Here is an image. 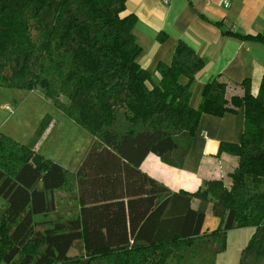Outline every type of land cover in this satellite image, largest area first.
<instances>
[{
  "label": "trees",
  "instance_id": "1",
  "mask_svg": "<svg viewBox=\"0 0 264 264\" xmlns=\"http://www.w3.org/2000/svg\"><path fill=\"white\" fill-rule=\"evenodd\" d=\"M125 3L0 0V87L39 91L94 138L68 174L34 150L48 116L28 145L0 133V264H215L227 231L244 226L255 229L239 264H264V73L256 95L248 79L215 77L192 108L204 60L178 42L154 78L138 62ZM240 109V141L218 148L236 159L228 184L171 193L139 168L150 154L183 158L202 115ZM61 203L74 215L63 218ZM206 212L219 218L209 231Z\"/></svg>",
  "mask_w": 264,
  "mask_h": 264
},
{
  "label": "crops",
  "instance_id": "2",
  "mask_svg": "<svg viewBox=\"0 0 264 264\" xmlns=\"http://www.w3.org/2000/svg\"><path fill=\"white\" fill-rule=\"evenodd\" d=\"M121 15L135 17L133 34L142 49L138 62L154 78L157 77V63L169 64L178 42L185 43L204 60V67L190 85L192 108H198L205 84L215 77L235 84L248 79L251 93L257 94L264 73V45L243 38L264 36V0H230L228 9L223 8L220 0H211L209 4L203 0H171L168 4L160 0H126ZM227 31L233 36L225 35ZM161 35L166 37L162 42L158 40ZM185 81L183 78L181 82ZM228 93L232 95L238 90L230 88ZM243 123V109L222 117L204 114L183 158L179 159L175 152L165 163L150 154L139 168L171 193H192L204 189V183L211 180L228 184V174L236 167V159L219 154L218 148L220 143H238ZM49 128L50 123L34 146L36 152ZM218 225L216 218L213 226L203 229L202 224V230L209 231ZM254 229L244 226L228 230L226 248L217 255L215 264H239L242 249Z\"/></svg>",
  "mask_w": 264,
  "mask_h": 264
},
{
  "label": "rangeland",
  "instance_id": "3",
  "mask_svg": "<svg viewBox=\"0 0 264 264\" xmlns=\"http://www.w3.org/2000/svg\"><path fill=\"white\" fill-rule=\"evenodd\" d=\"M61 100L65 101L63 98ZM47 116L50 118L51 128L44 135L37 153L60 165L68 174H76L87 148L94 141L93 137L63 115L39 91L0 87V133L6 137L21 145H28ZM195 205L199 206L197 203ZM59 208L63 218L74 215L64 204ZM206 215L203 229L213 226L218 218L209 212ZM71 253H77V249H72Z\"/></svg>",
  "mask_w": 264,
  "mask_h": 264
},
{
  "label": "built area",
  "instance_id": "4",
  "mask_svg": "<svg viewBox=\"0 0 264 264\" xmlns=\"http://www.w3.org/2000/svg\"><path fill=\"white\" fill-rule=\"evenodd\" d=\"M163 4H168L171 0H160ZM206 4H209L211 0H203ZM223 8L228 9L230 7V0H220ZM5 109V108H4Z\"/></svg>",
  "mask_w": 264,
  "mask_h": 264
}]
</instances>
